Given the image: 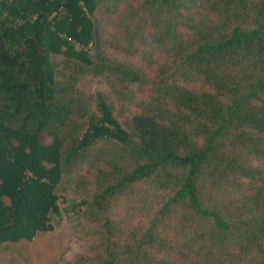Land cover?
I'll list each match as a JSON object with an SVG mask.
<instances>
[{
    "label": "trees",
    "instance_id": "1",
    "mask_svg": "<svg viewBox=\"0 0 264 264\" xmlns=\"http://www.w3.org/2000/svg\"><path fill=\"white\" fill-rule=\"evenodd\" d=\"M64 217L56 264H264V0H0V245Z\"/></svg>",
    "mask_w": 264,
    "mask_h": 264
},
{
    "label": "rangeland",
    "instance_id": "2",
    "mask_svg": "<svg viewBox=\"0 0 264 264\" xmlns=\"http://www.w3.org/2000/svg\"><path fill=\"white\" fill-rule=\"evenodd\" d=\"M80 49L81 46L76 44L71 54L78 53ZM81 89L90 98L93 106L97 93L106 96L110 94L104 82L97 79H84ZM139 96L138 93L136 97ZM41 141L47 143L49 139L42 138ZM58 203L63 207V198H59ZM51 224L54 225L53 230L38 232L30 240L0 245V264H56L68 246L72 231L67 217L55 219Z\"/></svg>",
    "mask_w": 264,
    "mask_h": 264
}]
</instances>
